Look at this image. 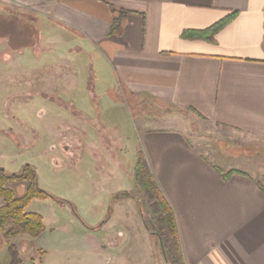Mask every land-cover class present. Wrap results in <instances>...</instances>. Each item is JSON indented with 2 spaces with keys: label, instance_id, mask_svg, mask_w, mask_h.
I'll return each mask as SVG.
<instances>
[{
  "label": "crops",
  "instance_id": "0c3cea01",
  "mask_svg": "<svg viewBox=\"0 0 264 264\" xmlns=\"http://www.w3.org/2000/svg\"><path fill=\"white\" fill-rule=\"evenodd\" d=\"M1 7L34 18L41 39L61 36L52 53L76 52L96 74L76 81L63 75L59 89L49 81L54 88L42 98L48 109L57 111L62 98L63 116L78 113L86 123L91 106L101 114L103 96L148 99L254 142L249 154L217 145L202 150L179 129L134 126L136 144L174 211L184 264H264V192L256 183L264 180V0H0ZM232 13L212 42L181 37ZM44 107L37 113L47 112ZM64 124L70 130L72 124ZM215 167L246 174L224 179ZM103 227L45 228L32 250L43 264H108L114 251ZM28 256L19 264H36Z\"/></svg>",
  "mask_w": 264,
  "mask_h": 264
},
{
  "label": "rangeland",
  "instance_id": "374dc122",
  "mask_svg": "<svg viewBox=\"0 0 264 264\" xmlns=\"http://www.w3.org/2000/svg\"><path fill=\"white\" fill-rule=\"evenodd\" d=\"M40 30L34 18L1 7L0 167L14 173L23 164L33 165L38 186L67 201L60 205L52 199H35L29 204V211L43 215L45 228L100 224L99 228L104 226V233L109 235L108 242L114 251V258L108 264H169L166 261V235L149 210L147 200L133 187V166L136 152L141 149L136 144L134 126L141 121L151 126L179 129L202 150L212 151L217 145L221 151L227 149L238 154L243 150L249 154V149H254V142L243 141L231 130L148 99L131 100L120 96L116 101L109 95V99L103 96L99 101L101 114L98 116L91 106V117L85 118L86 123L78 113L71 119L63 116L65 101L62 98L55 101L59 106L57 111L50 106L51 112H48L50 104L42 98H45L47 88H54L49 81L53 79V85L59 89L63 75L76 81L77 75H88L95 80L96 74L94 76V70L84 66L89 63L76 52L75 57L67 52L52 53L51 49L63 43L62 37L57 34L47 39L44 35L41 39ZM75 50L78 48H71V51ZM78 60L80 63L76 62ZM21 62L26 67L22 71ZM76 66L81 71L79 74H76L79 71ZM104 76H101L103 90L108 87ZM39 92L42 94H35ZM79 96L89 99L86 91ZM42 102L47 114L41 115L37 110L44 107ZM64 123L72 124L70 130L63 127ZM79 127L85 132L80 133ZM220 160L219 164L225 165V161ZM258 181L264 183L263 179ZM9 187L16 195L22 193L21 183H12ZM123 190L129 194L121 193ZM54 220L57 222L53 224ZM10 244L17 246L20 258L29 255L36 264H43L39 260V251L32 250L36 245L34 237L5 238L1 231L0 264H8ZM26 244L29 251L21 253L20 249Z\"/></svg>",
  "mask_w": 264,
  "mask_h": 264
},
{
  "label": "trees",
  "instance_id": "16d2710c",
  "mask_svg": "<svg viewBox=\"0 0 264 264\" xmlns=\"http://www.w3.org/2000/svg\"><path fill=\"white\" fill-rule=\"evenodd\" d=\"M234 14L232 13L222 18L203 30H184L181 33V37L212 42L215 33L226 25ZM215 169L224 179L229 178L232 174H246L235 169L226 172L216 167ZM131 177L133 187L147 200L149 210L156 217L160 230L166 235V261L169 264H184L174 211L159 188L142 149H138L136 152V160ZM12 183H21L23 185L20 195H16L15 191L9 187ZM256 183L264 192V184L259 181H256ZM121 193L129 194L125 190L121 191ZM34 199H52L60 205L67 203V201L50 194L38 186L37 171L33 165L24 164L16 173H6L0 168V231L3 237L15 238L20 235H28L35 238L44 231L42 216L37 212L26 211V207ZM99 226L100 224L87 226V228L98 229ZM7 251L9 255L8 264H19L21 262L19 250L15 244H10Z\"/></svg>",
  "mask_w": 264,
  "mask_h": 264
},
{
  "label": "flooded vegetation",
  "instance_id": "af4514ba",
  "mask_svg": "<svg viewBox=\"0 0 264 264\" xmlns=\"http://www.w3.org/2000/svg\"><path fill=\"white\" fill-rule=\"evenodd\" d=\"M26 164H28V163H26ZM23 165H24V164H23ZM23 165H22V166H23ZM22 166H21V167H22ZM21 167H20V169H21ZM0 168H1V167H0ZM1 169L4 170L3 168H1ZM20 169H19V170H20ZM19 170H18V171H19ZM18 171H17V172H18ZM4 172H6V171L4 170ZM6 173H8V172H6ZM14 173H16V172H14Z\"/></svg>",
  "mask_w": 264,
  "mask_h": 264
}]
</instances>
